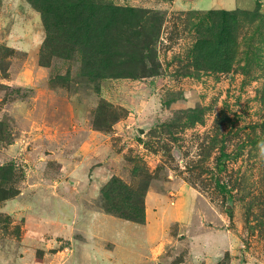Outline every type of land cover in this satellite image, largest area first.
I'll list each match as a JSON object with an SVG mask.
<instances>
[{
	"label": "rangeland",
	"instance_id": "obj_1",
	"mask_svg": "<svg viewBox=\"0 0 264 264\" xmlns=\"http://www.w3.org/2000/svg\"><path fill=\"white\" fill-rule=\"evenodd\" d=\"M264 0H0V264H264Z\"/></svg>",
	"mask_w": 264,
	"mask_h": 264
},
{
	"label": "clouds",
	"instance_id": "obj_2",
	"mask_svg": "<svg viewBox=\"0 0 264 264\" xmlns=\"http://www.w3.org/2000/svg\"><path fill=\"white\" fill-rule=\"evenodd\" d=\"M258 147H259V156L261 159H264V141L260 142Z\"/></svg>",
	"mask_w": 264,
	"mask_h": 264
}]
</instances>
